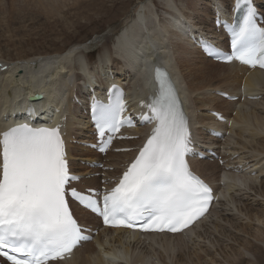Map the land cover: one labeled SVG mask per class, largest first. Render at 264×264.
I'll return each instance as SVG.
<instances>
[{
  "label": "snow or ice",
  "instance_id": "6c2138e0",
  "mask_svg": "<svg viewBox=\"0 0 264 264\" xmlns=\"http://www.w3.org/2000/svg\"><path fill=\"white\" fill-rule=\"evenodd\" d=\"M235 4L234 10L243 9V15L228 25L231 53L221 54L202 41L203 50L210 57L264 69V27L259 26L264 19H258L251 0ZM155 79L157 93L141 104L149 113L141 119L154 126L110 190L78 192L68 187L79 177L69 171L59 127L24 123L0 133V257L9 264H49L91 241L92 236L85 234L90 230L73 216L69 196L107 227L145 232H180L208 211L212 189L186 159L193 151L192 139L178 90L165 68H155ZM125 111L119 89L110 103H94L98 144L92 147L106 154L121 128L134 126ZM35 114L28 110L29 117Z\"/></svg>",
  "mask_w": 264,
  "mask_h": 264
},
{
  "label": "bare ground",
  "instance_id": "6f19581e",
  "mask_svg": "<svg viewBox=\"0 0 264 264\" xmlns=\"http://www.w3.org/2000/svg\"><path fill=\"white\" fill-rule=\"evenodd\" d=\"M87 1L89 0H39L38 4H35V7L41 6L48 11L47 14H50L71 6H73V8L74 6L82 8L81 6L87 3ZM151 1H147L148 3L144 2L140 6L136 7L134 17L132 16V18L129 19L126 18L127 20H125L123 27H121V29L116 33L114 45H111L110 49H108L106 44L101 45L103 46V49L100 54L98 66L92 65V54L90 52L88 53V49L102 44L100 39L80 48L78 51H81L82 55H76L77 52L75 53V51L77 47H73L65 53H59L46 57V59H43L42 61L33 60L29 63H25L20 66V68H23L24 73L22 75L20 74L18 78L16 75L19 72V65L11 67L6 60L2 59L5 57H1V66L7 65L9 67L6 72H1L0 70V128L6 125L9 121H12L13 118L21 116L20 114L22 113L19 115L17 113L20 111L19 106L24 105L20 104L22 101H29L28 97L30 95L43 94L44 99L38 105L39 111L42 112L47 107L51 106L58 107L60 103L67 104L62 113L52 110L50 115L58 114V116L62 118L63 113H65L67 116L65 131L67 133L68 140H78V142H81L85 139V136L91 133V130L87 121H84V115L80 114L83 110L79 112V109L72 101V97L77 93L75 92V87L78 89L83 86L84 91L83 88H81L79 93L80 98L85 99L90 86L97 87V82H99L98 80L101 77L104 80L102 79L98 86L102 87L105 83L112 81L108 78V76L113 73V75L117 76L114 78L116 79L115 81L118 80L116 83L127 84L128 97H130V99L136 104L140 100L150 96L152 91L155 92L156 84L154 82L153 73L156 65H165V67H167L172 73L178 88L181 90L180 93L191 116V124L194 126L193 130L197 133V136H201L200 134L202 129L195 128V126H212L214 124V118L211 116L208 115L202 117L200 115L196 116L193 113L195 105L197 106V109H205V107H207L202 105L201 101L203 98L208 97H202V100L199 102H197L199 99L194 97L202 90H207L208 88L224 89L226 92L230 91L229 93L240 96V98L247 95H261L262 100L264 99V73H260L258 71L248 73L245 68L234 64L220 65L211 62L203 57L202 53L189 39L190 36L188 35L187 28L192 26L194 27V29L192 28L193 30H197H195L196 32H204L207 30L208 34H212L214 38L218 39L220 42L222 35L218 34L215 28L211 30L209 26V28L204 27L200 20L195 22V18L191 15L179 13L180 10L176 8L175 0H163V2L171 11L176 9L177 11L175 10L174 12H178L179 16L175 17V14L178 13H173V18L171 17L168 20L160 22V20L156 18V15L151 11L153 9L150 5L152 3ZM2 2L3 1L0 0V3ZM231 3L232 0H219L217 3H213V5L214 7L216 6L217 9L222 10V12H226L229 8V4ZM206 10L207 11L204 15H206L205 17H207L208 22V19L211 17V11L208 12V9ZM201 12V16H203V11H200V13ZM213 19L214 16L212 15V23ZM87 47L88 49H86ZM85 49L87 50V54H83ZM86 61V70H81L82 72L75 70L78 66L83 68ZM183 61L187 64V69L184 68ZM107 69H110L112 72L109 71L108 74ZM205 80H207L206 83H203L206 85H203L202 81ZM212 82H215L216 85ZM242 84H244L245 87L244 94L240 92ZM130 85L132 87H128ZM132 93L133 95H131ZM209 96L211 97V95ZM217 99L218 101H214L212 102V105H209V112L212 110H222L226 115L228 114V116L229 112H237L238 116L233 120H235L239 126L241 125V127L230 129V131L235 132L240 139L236 142L237 145H239L242 149L250 150L251 152L249 153H256V155L264 154V140L258 141L257 139L260 136L259 132L251 130V127H255L257 130L261 129L264 131V111H260V108L258 109L263 101H253L246 98L245 103L231 104L228 102L221 103L220 101L224 100L219 98ZM188 102L190 104L195 102V104H191V106H189ZM257 105L259 106L256 107ZM222 106L227 108H222ZM220 126L222 127V125ZM75 130L80 133H77ZM85 130L87 132H85ZM224 131L227 132L228 129H224ZM207 139L212 140L209 136H207ZM68 147L71 159H73V155L80 154L83 157L86 156L85 153L79 152L81 149H77V146L69 144ZM82 149L87 151V154L92 155L90 153L92 152L91 150L85 148ZM236 153H239L238 148H234L233 154ZM256 155L246 159L247 164L241 167L239 166L240 163L233 161L234 158L231 155L224 157L223 159H227L228 165L237 167L238 170H240L244 167H248V165L252 168L264 161V159H261L258 162H255L254 159L248 161ZM125 156H127V154H114L108 156V159L111 162V166H115V161L123 159ZM239 160L242 163L244 162V158L242 157H240ZM72 165L73 168H77L75 163L72 162ZM194 167L202 175L206 173L208 168H212L213 172L218 168L216 164L210 162H195ZM263 169L264 167L256 172L262 173L264 172ZM253 171L254 169L250 171L249 174H252ZM223 177H225V175ZM231 177L233 180V184L231 186L233 194L229 197L228 201L232 205L239 204L236 207L237 209L233 210L230 214L234 217L232 220L225 218L224 214L214 212V216H218V220L216 222L213 221V214H211L208 220L202 222V225H200L199 228L196 230H190L188 234L171 238L166 235H155L146 237V240L140 239L138 235H132L126 240L124 239V235L126 233L123 231L110 233L105 230L102 233L103 237L97 238L94 243H88V245L83 246L82 249L77 250L71 259H69L66 263L59 264H110L108 259L105 260L102 257H99L103 248L107 254L110 253L111 256L119 255L117 256L119 258L120 256H123L122 259L127 261L130 253L135 252L132 257L135 259V262L139 264H198L202 261V259L209 256L210 250V248L205 249V247L201 246L202 239L204 237L201 232L199 233V231L204 229L205 235L207 236L206 227L211 223L215 230H225L226 232L231 230L236 231V234H238V232L247 234V232H251L253 230L255 235L253 233H249L251 236L250 241H243L244 245L247 246V248H243L245 254L243 252H236L232 256V259L235 264H248L249 262L245 260L247 258H243V255H246L249 259L250 257H254L251 264H260V261L257 259L255 253L264 254V230L261 228L263 224L264 229V211L263 209L255 210L256 208L253 210L252 207L248 210L247 208L249 206L242 203V197L247 195L252 198L254 195L252 196L250 192H252L257 185H259L260 188H263L264 180L260 181L257 178H242L237 175H232ZM236 189H239V191L236 192ZM243 190H245V192ZM261 190H263V194L260 192L262 197L261 202L264 204V189ZM240 194H243V196L240 197ZM221 195H223V191H221ZM255 199L257 198L255 197ZM249 203L250 202H248V204ZM226 206L229 205L223 204L222 207L225 208ZM263 207L264 206L262 205L261 208ZM245 208L248 210V213L255 212L252 214L250 219L246 218V222H244L243 218L245 215V213H243V209ZM226 209H224L223 212H225ZM78 215L79 218L85 222V224L90 225L95 223L94 218L92 222L88 220V215L85 211L80 210ZM234 220L236 222L243 221L244 223L240 226L239 224H236ZM256 221L259 226L255 229H253V227L251 228L252 222ZM250 228L251 230H249ZM231 234L233 233L231 232ZM124 243H127L129 246L124 248L125 250H132L131 252H127V255L122 249H119V247L122 248L124 246ZM94 245L101 247L99 252L92 247ZM255 246H258V250ZM248 247H252L251 249L255 252L251 253V249L248 250ZM255 248L256 250H254ZM186 258L188 261L187 263H184L186 262ZM210 261L215 262L213 257L210 258ZM227 264L231 263L227 262Z\"/></svg>",
  "mask_w": 264,
  "mask_h": 264
},
{
  "label": "rangeland",
  "instance_id": "374dc122",
  "mask_svg": "<svg viewBox=\"0 0 264 264\" xmlns=\"http://www.w3.org/2000/svg\"><path fill=\"white\" fill-rule=\"evenodd\" d=\"M2 1L3 2L0 3V52H1L0 58L5 57L2 59L6 60L7 63L11 65V67H13L14 65L17 66L19 65V74L22 75L24 73V70L23 68H20V66L25 63H29L30 61L33 60L42 61L43 59H46V57H50L59 53L61 54L65 53L73 47H77L75 53L79 52L78 54L76 53V55H82L81 51H78L80 48L100 39L102 44L89 49L88 47L86 48L89 50L88 53L90 52L92 54L91 58L92 60H94V62L92 61V65L98 66L100 60V54L102 53L101 51L103 49V46L101 45L106 44V46H108V49H110L111 45L112 46L114 45L116 33L121 29V27H123L125 20L132 18V16L134 17V11L136 7L140 6L144 2L147 1L150 2L151 0H89L87 1V3L81 6L82 8H78V6L76 7L74 6L73 8V6H71L69 8L61 9L60 11L52 12L50 14H47L48 11L41 6L35 7L36 6L35 4H38L39 0H2ZM151 2L152 3L150 5L153 8L151 11L153 12V14L156 15V18L160 20V22H163V20L170 19L172 16H174L173 13H178V12H174L176 9L174 11H171L168 8V6L165 5L163 0H152ZM175 2H176V8L180 10L179 13L181 14L183 13L184 15L189 14L193 18H195L196 20L195 22H198L200 20V22L203 24L204 27L209 26L211 28L212 15L208 19V22H207V17H205L206 15H204L207 11L206 9H208V12H210V8H209L210 0L207 1L206 0H175ZM200 11H203V16H201L202 12L200 13ZM103 38L105 42L103 41ZM86 49L83 54H87ZM191 58H199V57H191ZM12 64L14 65L12 66ZM183 65L184 68L187 69V64L184 63V61H183ZM78 68H76L75 70L79 72H82L81 70H86L87 68L86 62L83 68L81 66H78ZM109 71L111 70L107 69L108 74ZM206 81L207 80L202 81V83L203 82L206 83ZM99 83L100 82H97V84ZM205 83H203V85H206ZM212 83L216 85L215 82ZM209 89L212 90V88H208L207 90L205 89L199 92L198 98H201L202 95L205 94L206 97L208 96L210 98L211 102H214L213 100L214 95L211 94L210 97L209 96L210 94L207 93L208 91H211ZM208 100H209L208 98H203L201 102L203 103L206 102V104L208 105L209 102ZM263 103L264 100L263 102H261V106L259 105L256 106V107L259 106L258 109L260 108L259 109L260 111H264ZM198 112L199 111H195V113ZM203 112L205 114L207 113L206 114L207 116L210 115L208 114L207 109H204ZM230 115L231 117H236L237 113L233 112ZM200 116L204 117V115H200ZM231 125H229V128H231ZM240 127L241 125L240 126L238 125L236 128H240ZM251 130L259 132L260 136L257 139L258 141L264 140L263 130L261 129L257 130L255 127H251ZM239 140L240 139L238 138V136L237 137L234 136V138L230 139V141L228 142L232 145H235V142L236 141L238 142ZM223 144L221 145V150L224 153H226V151L232 153L231 149H233L234 146L230 145L228 147H225L223 146ZM238 148L242 151L240 155L238 154L239 156L238 158L246 154H250L251 157L256 155V153L255 154L249 153L251 152L250 150L242 149L240 148V146H238ZM211 172H213L212 168L210 169L208 168L206 171L208 175H210ZM261 178L263 181L264 174L262 175ZM258 187L259 185H257L255 189L252 192H250L252 196L254 195L252 198L247 195L243 196V194H240V197L243 196L242 203H245L249 206L247 208L248 210L252 207L253 210L256 208L255 210L263 209L264 211V207L261 208L262 205L264 206V204L263 202H261L262 197L260 195V192L263 194V190L261 189H264V187L263 188L259 187V189ZM243 191L245 192V190ZM255 197L257 199H255ZM228 199L229 197H227L226 205L229 206L226 207L229 210L224 214V217L232 220L234 217L231 216L230 214L231 212H233V210L237 209L236 207L239 204L232 205L229 203ZM248 202H250L251 204L250 203L248 204ZM221 206L223 205L221 204ZM247 209L246 208L243 209V213H245V215L243 216L244 222H246V218L250 219V217H252V214L255 213V212L248 213ZM223 210L224 207L222 208V211ZM213 218L215 219L213 220L214 222L218 220V216ZM235 218H239V217H235ZM234 222L236 224H239L240 226H242L244 223L243 221L236 222L235 220ZM258 226L259 224L257 223V221L252 222L251 228L253 227V229H255ZM251 228L249 230H251ZM261 228L262 230H264L263 224ZM206 231H207V236L205 235V232L204 234L201 233L204 237L202 239L201 246L205 247V249L210 248L209 256L202 259V261L199 262L198 264H227V262L231 264H235L233 262L232 256L236 252L244 253L245 251H243V248H247V246L244 245L243 241L246 242L250 241L251 236L249 235V233H253L255 235V232L253 230L251 232H247V234H243L242 232H238V234H236L237 233L236 231H231V230H229V232L219 229L215 230L212 223L206 227ZM231 232L233 234H231ZM255 247L257 248L258 246ZM251 248H249L248 250H250ZM256 248L254 250H256ZM250 251L251 253L255 252V251L253 252L252 249ZM255 254L257 259L260 261V264H264V256H263L264 254L262 255L257 252ZM212 257L215 262L210 261V258ZM245 257L247 259H245ZM243 258L249 262L248 264H251V262L254 260V257L252 258L250 257L249 259V257L246 255L245 256L243 255ZM187 261L188 259L186 258V262L184 263H187ZM110 264H120V263L116 262Z\"/></svg>",
  "mask_w": 264,
  "mask_h": 264
},
{
  "label": "water",
  "instance_id": "95a60500",
  "mask_svg": "<svg viewBox=\"0 0 264 264\" xmlns=\"http://www.w3.org/2000/svg\"><path fill=\"white\" fill-rule=\"evenodd\" d=\"M41 98H42L41 95H36V96L32 97L31 100H39Z\"/></svg>",
  "mask_w": 264,
  "mask_h": 264
}]
</instances>
